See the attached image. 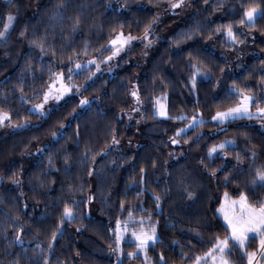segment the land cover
<instances>
[{"label": "trees", "instance_id": "1", "mask_svg": "<svg viewBox=\"0 0 264 264\" xmlns=\"http://www.w3.org/2000/svg\"><path fill=\"white\" fill-rule=\"evenodd\" d=\"M22 1L14 2L17 19L10 34L14 47L10 53H0V107L10 111L12 123H29L21 130L0 135V264H13L17 259L19 264H44L45 259L49 264H145L139 254L135 258L127 255L136 251L135 244L129 241L132 229H139L138 224L130 225L121 242L120 261L117 252L116 256H107L92 248L114 252L112 229L117 219H129L128 210L136 219L152 213L160 242L149 246L151 264H157L161 253L167 264H194L195 257L212 246L216 235L225 234L224 221L216 213L225 191L232 197L245 191L253 203L264 199V187L253 185L256 169L264 168V130L258 120L245 118L224 125L211 122L218 108L235 104L237 97L229 95L233 81L251 89L257 99L264 95V73L260 71L264 68V15L255 18L254 26L239 23L248 7L264 12V0H194L190 16L146 58L135 56V45L121 56L112 76L100 74L89 80L93 66L79 75L73 74L77 85H87L82 96L93 99L90 107L73 117L80 108L76 95L43 117L28 111L42 98L50 82L49 67L54 72L68 73V67L77 59H103L111 49L103 56L99 50L115 34L113 29L119 31L122 25L125 34L143 35L157 8L170 0H118V6L110 0ZM61 3L63 8H58ZM76 17L80 18V25L73 31ZM229 23L243 43L229 42L223 27L216 31L218 26ZM22 31L24 36L20 35ZM247 34L254 37L252 51L240 61L244 62L238 72L225 75V56L240 54ZM33 40L43 41V53ZM254 52L257 53L250 55ZM193 64L211 73L210 80L200 77L195 91L190 83ZM136 73L139 76L135 83L144 97L141 112L147 128L137 137L119 117L120 111L129 106V89ZM21 88L23 101L19 98ZM161 93H167L170 115L190 118L202 114L208 122L176 137L179 144H171L176 129L189 121L152 118V97ZM61 127V135L38 155L29 153L48 142ZM113 130L120 142L137 139L138 143L136 149L127 152L121 169L118 166L113 170V182L105 188L114 191L113 209L105 217L98 211L91 216L88 197L97 192V187L88 173L108 157L104 152L113 147ZM226 139L235 141V147L225 149L226 157L220 153L215 160H209L208 148ZM237 153L241 156L239 162ZM202 159L204 164L200 163ZM210 169H217V174L211 175ZM226 173L230 176L227 186ZM15 179L19 185L13 182ZM185 186L195 192L192 200L187 198ZM155 195L161 196L159 211ZM66 204L72 207L75 219L61 225ZM141 207L146 211H141ZM58 226L62 235L58 233L56 241H52ZM17 234L21 235L22 245L11 243ZM49 243L53 244L51 249ZM251 247H256L255 241Z\"/></svg>", "mask_w": 264, "mask_h": 264}, {"label": "snow or ice", "instance_id": "2", "mask_svg": "<svg viewBox=\"0 0 264 264\" xmlns=\"http://www.w3.org/2000/svg\"><path fill=\"white\" fill-rule=\"evenodd\" d=\"M11 4L12 0H8ZM207 3V0H205ZM185 0H170V7L175 10L184 6ZM63 4L58 5V8H63ZM220 6V5H218ZM6 19L3 24V30H0V38H5L8 31L13 27L14 20L16 18L15 14L11 11L5 14ZM258 15H264V12H257V8L255 6L248 7L245 9L243 16L241 17L239 23L242 25H255V18ZM158 20L157 16L153 17L152 22L144 28V34L142 37H134L131 33L125 34L123 31V26L121 25L120 30L117 31L113 29L115 33L107 42V45L101 46L99 50L101 56L105 51H109L111 49L110 54L107 56H103V59H99L95 56L92 59L88 60L86 63L82 64L78 59L75 62L74 67H68V73H73L79 75L81 71L85 68H90L92 65L95 66L96 72H92L88 77L89 80L92 79L96 75L97 72L101 70V64L107 63L111 61L114 57L120 56L121 52L125 51V49L129 48L133 40L141 39L142 41H146L145 47H149L154 43L153 39H150L153 25ZM80 25V18L76 17L73 23V31H75ZM221 27L224 29V35L228 39L229 42L243 43L242 40H239L236 32L233 29L232 23H229L224 26H218L216 31L220 32ZM26 31V29H25ZM21 36L25 35V32L22 31L20 33ZM33 44L40 47L41 52L45 51V45L43 41H32ZM179 43V41H176ZM87 47L85 45L84 54L87 55ZM146 55V53H145ZM72 58L69 57V61L71 63ZM264 64V61H261ZM193 71L190 76L191 90L195 91L197 87V82L201 76H204L207 79H211V73L205 71L201 67L193 64L191 65ZM111 71V68H109ZM260 71L264 73V68H261ZM223 72V69H221ZM50 82L47 84L46 89L42 93V100L39 103L34 104L28 111L32 114L38 116H45L48 114L49 109H46V105L49 104L50 101L60 102L65 99L68 93H71L74 89L79 92L81 87L87 88V85H76L72 83L73 80L72 75L65 76L63 71H52V68L48 69ZM261 80L264 81V75L261 76ZM67 81V82H66ZM21 95L20 99L23 101L25 99L23 95V88L20 89ZM229 95L233 97H237V100L234 105L220 109L218 108L215 114L211 117V122H215L220 125H224L226 123H230L236 120H258L261 122V127H264V95H262L259 99H257L251 89L246 87H241L237 84L236 81H233L232 88L229 89ZM130 96L134 98V106L130 109L129 112V120L133 117L131 113H140L142 107L144 106V97L141 95V90L139 86L134 87L130 91ZM153 105H152V118L163 117L166 120H188L189 123L182 128H177L174 137H171V144L176 145L181 141L176 138L183 135H186L187 132L195 128L197 126H201L208 121H205L202 114L197 115L193 114L190 118L186 115H170L167 100V93H161L159 96H153ZM92 101H90L87 97H84L80 100V107L91 106ZM253 106H255V111H253ZM75 111V110H74ZM141 119H144L145 116L141 115ZM12 116L10 111L5 110L3 107H0V126H4L6 122H11ZM139 123V121H137ZM17 127H27V124L16 125ZM221 131L225 130L223 128ZM61 135V132L58 130L57 132L52 133L54 139L58 138ZM79 135V132H77ZM203 134H201L202 136ZM201 136L197 137V140L201 138ZM112 145H118L120 141L117 139L116 131L112 132ZM228 147H235V141L232 140H224L219 143L213 144L208 148L207 157L209 160H215L220 153H223L226 157L228 153L225 151ZM37 151H42V149H37ZM103 151V150H102ZM104 155H107V152H104ZM256 153L252 152V157L255 158ZM67 156L65 160L67 161ZM236 159L239 162L241 156L239 153L236 154ZM93 161L95 162V157H93ZM52 163L51 157L49 158V164ZM201 164H204V160L200 161ZM207 167V165H205ZM67 170V169H66ZM221 171L224 169L221 168ZM141 173H144V169H140ZM211 175L215 176L217 174V169H210ZM89 176L93 175V171H89ZM2 179V178H0ZM144 181V176H141V183ZM17 185H19L20 181L15 179L13 181ZM225 186L230 183V176L226 173L224 177ZM254 187H264V168H257L255 171V179L253 180ZM71 187V186H70ZM82 190V188H81ZM184 192L187 195L189 200H192L195 197V192L190 191L188 186L184 187ZM253 194L254 188H253ZM139 195V193H138ZM89 201L94 199L93 196H89ZM154 200L156 203L157 211L160 210V195H155ZM73 203H76L73 201ZM121 210H124V204L121 202L120 204ZM141 211H146L141 207ZM216 213L222 217L224 221L225 234L223 236L216 235L214 238V243L212 246L205 252L202 256L198 255L195 257L194 264H208L209 260H211V264H235V262L231 259V254L233 252L238 251L240 257L246 260V264H264V199L257 200L254 203L250 200V197L247 192L241 191L238 197H232L228 191L224 192L223 199L220 202V206L216 209ZM129 219L128 220H116L115 228L112 231L115 234V243L116 248L112 249V251L119 253L117 255V260L120 261L123 255V250L121 247V242L125 240V234L128 233L129 227L132 224H138L139 229L133 228L130 235L132 240L130 243L135 244L136 251L129 252L127 255L129 258H135L140 252L144 253L145 264H151L150 258L148 257V249L150 244H156L160 242V237L157 234V226L152 222V213H149L147 217H140L136 219L133 216L132 210H128ZM75 219V213L73 212L72 207L67 204L64 207L63 213L60 218V224L66 220ZM145 220H147V225H145ZM61 234V229L58 226L55 231H53L51 240L56 241L57 234ZM256 242V247L253 249H249V245L252 242ZM11 243L23 244V240L21 236L17 234L14 240ZM53 247L52 243H49V249ZM13 264H19V259L13 261ZM44 264H49V261L45 259ZM157 264H167L166 258L161 253L160 259Z\"/></svg>", "mask_w": 264, "mask_h": 264}, {"label": "rangeland", "instance_id": "3", "mask_svg": "<svg viewBox=\"0 0 264 264\" xmlns=\"http://www.w3.org/2000/svg\"><path fill=\"white\" fill-rule=\"evenodd\" d=\"M117 1L118 0H110L111 4L113 3V5L116 4L118 6ZM193 1L194 0H185L184 6H182L181 8L175 9V10H173L170 7V1L160 5L156 10V16L158 14V20L156 21V23L152 29L151 36L149 37L150 39L154 40V43L146 48L145 47L146 41H142L141 39L133 40L131 45L129 46V48H127V49H125V51L121 52L120 56L114 57L111 61H109L107 63H102L101 64V70L99 72H97L96 75L94 77H92V79H94L96 76H98L100 74H106V75L112 76L117 71L116 70L117 67L120 65L121 56L125 52L132 49L133 46H135V45L137 46L135 56H138V54H139L140 58H143V59H144V57L146 58L149 55V53L153 50V48L158 47L159 44L161 42H163L167 38V36L175 30V28L177 26L183 24L185 22L186 18L188 16H190V14L192 12V2ZM14 2H15V0H12V3L10 4L8 2V0H0V30H3V24H4L5 19H6V15H5L6 13L11 11L16 16L14 23H13V27L8 31V33L6 34V37L0 38V53H1V51L10 53V51L14 47V43L12 42V39L10 36V34H11V32L15 26L16 19H17V11L14 7L15 6ZM21 2H23V1L21 0ZM118 8H120V7H118ZM257 12H259V11L257 10ZM142 36L143 35L134 36V37H142ZM253 38L254 37L252 35H250V36H249V34L246 35V42L244 45H242L240 47L243 50L238 55L237 54H230L229 56H225V53H221L223 56H225L227 58V63H228L225 75H233L234 73H236L240 70V68H241L240 64L244 62V61L243 62H240V61L243 59V57H245L247 54H249L250 51H252V50H250V48L253 47V44H252ZM145 53H146V55H145ZM233 53H235V52H233ZM255 53H257V52L251 53L250 55L255 54ZM6 54L4 55L5 59L8 57V56H6ZM248 56H246V57H248ZM90 59H92V58L84 59L80 62L82 64H84ZM74 65L75 64H73L70 67H74ZM92 66H93V72H96L95 66L94 65H92ZM109 68H111V71H109ZM67 75L73 76V73H65V76H67ZM138 76H139V73H136L134 75L133 82H132L130 89H129V95H130V91L134 87H137L135 80ZM71 82L75 83L73 80ZM83 85H86V83ZM82 89H83V87L80 88L79 92H77L74 89L71 93L67 94L65 99L70 97V96L76 95L79 97V106H80V100L82 98H84L81 94ZM42 98L37 103H39L42 100ZM64 100H62V101H64ZM89 100L92 101L93 99H89ZM62 101H60V102L50 101L49 104L45 106L46 109H49L48 113L53 108L59 106ZM33 105H31L30 108ZM133 106H134V98H132L130 96V102H129L128 108L120 111L119 117L125 122L126 129L132 130L133 134H135L137 137V136L143 134L144 132H146L147 128H145L144 119L140 118L141 115H143L142 112L131 113L133 118L131 120H129V112ZM85 107L86 106H84L83 108H85ZM83 108L80 107L77 111H75L73 113L72 117L75 114H77ZM252 110L255 111V109H252ZM159 118H163V117H159ZM137 121H139V123H137ZM25 123L27 124V126L29 125L28 122H22V123L6 122L4 126H0V135L4 136V135L12 133L14 131L21 130L25 127H17L16 125H23ZM258 124H259V127L262 130H264V127H261L260 121H258ZM58 130L60 132H62L63 127H61ZM53 140H55V139L53 138V136H51V139L48 142H46L45 144L37 146L36 148H34L29 153H32L34 155H38L41 151L38 152L37 149L39 148V149L43 150V148L45 146H47V144H49V142H51ZM137 143H138L137 139H135V140H132V142L123 140L118 145H113L112 149L109 152L106 151L107 154H109L108 157H106L105 160L101 161L100 163H98L97 165H95L92 168L91 171H93V175H92L93 184L95 185V188L97 187V192L96 193H90V195H89V196L94 197V199H92L91 201H89V199H88L87 209H88L89 215H91V216L95 215L98 211V214H100L101 216L103 215L105 217V213L111 212V210L113 209V206H114V198H113L114 191L111 188H107V191H105V188L108 185L112 184V182H113V178L111 177L113 170L118 166L121 169V166H122L121 162L124 161V158L126 156H128L127 152L136 149ZM222 199H223V196H222L221 200ZM75 232L78 233L79 230L76 229ZM92 248L100 254L107 255V256H111V255L116 256L115 252L100 249L99 247H97V249L94 247H92ZM253 248H255V247H251L249 249L251 250ZM139 255L142 257V259L144 261L145 260L144 253L140 252ZM231 259L235 262V264H246V260L242 259L240 257V254L238 251L233 252L231 254ZM208 264H211V260H209Z\"/></svg>", "mask_w": 264, "mask_h": 264}]
</instances>
